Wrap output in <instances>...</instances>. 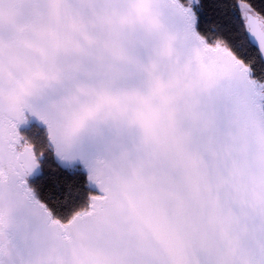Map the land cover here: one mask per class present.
I'll return each mask as SVG.
<instances>
[{"label": "snow or ice", "instance_id": "1", "mask_svg": "<svg viewBox=\"0 0 264 264\" xmlns=\"http://www.w3.org/2000/svg\"><path fill=\"white\" fill-rule=\"evenodd\" d=\"M0 264H264V0H0Z\"/></svg>", "mask_w": 264, "mask_h": 264}]
</instances>
